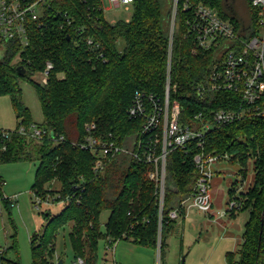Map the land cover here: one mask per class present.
<instances>
[{"label": "trees", "instance_id": "trees-1", "mask_svg": "<svg viewBox=\"0 0 264 264\" xmlns=\"http://www.w3.org/2000/svg\"><path fill=\"white\" fill-rule=\"evenodd\" d=\"M190 1L206 3L222 17L237 20L226 11L224 0ZM170 6L171 0H134L127 22L119 19L111 23L104 17L100 0H46L38 20L28 23L26 46L0 40L4 52L0 96L9 98L18 120L16 128L35 124L22 100L20 83L25 82L32 86L41 108L43 122L36 125L49 132V138L42 141L13 133L1 143L5 150L0 151V163L37 161L32 194L44 198L46 185L57 180L61 194L69 197L58 215L51 218L49 212L44 213L47 228L40 235H31L32 264H52L55 238L67 224L72 226L68 239L73 259L81 258L84 264L95 263L100 240H126L156 250L159 231L161 260L176 222L168 213L190 197L197 177L193 157L200 152L226 155L229 162L243 168L252 159L253 184L238 195L232 184L226 205L237 200L241 207L227 212L248 213L238 264H264V120L245 118L214 128L205 135L201 147L191 142L186 150L170 151L162 209L158 208L155 186L148 179L147 165L118 153L95 175L94 157L73 146L84 140L85 125L94 124L96 134H111L119 147L130 148L142 124V119L127 115L132 98L136 92L163 97L168 60L174 88L169 100L180 107V125L198 128L196 114L204 113L205 120L211 111L231 109L239 103L229 92L212 95L206 101L195 98L196 87L222 53L201 50L186 35L180 1L169 49L166 14ZM47 63L52 68L43 83L41 74ZM18 67L25 70L23 75ZM103 211L109 212L104 233L99 223ZM182 217L184 209H179ZM9 249L16 251L15 242ZM6 252L0 264H20L18 257L7 260ZM234 256L227 252L226 263L234 264Z\"/></svg>", "mask_w": 264, "mask_h": 264}, {"label": "built area", "instance_id": "built-area-1", "mask_svg": "<svg viewBox=\"0 0 264 264\" xmlns=\"http://www.w3.org/2000/svg\"><path fill=\"white\" fill-rule=\"evenodd\" d=\"M134 0H107L113 8H132ZM185 13V32L193 43L201 50L217 49L222 53L218 63L207 73L205 79L196 87L195 98L206 101L212 95L229 92L239 101L233 108H217L208 114L194 116L199 123L198 128L180 125V107L176 101H170V62L168 60L165 89L162 98L136 92L131 106L127 111L129 118L142 119L141 127L130 148L119 147L111 134H96L94 124L84 127V140L73 144L88 151L93 157L92 171L98 175L110 158L118 153L128 155L136 162L149 167L148 179L155 186L158 208H163L166 182V156L170 151L186 150L188 143L196 142L201 147L205 135L214 128L242 121L245 118L264 120V0H246L250 14L246 22L233 21L230 17H222L217 11L203 3L193 4L190 0H171L168 10L169 35L168 46L171 48L174 32L177 6ZM46 0H0V40L6 43L16 42L24 47L28 43V23L35 22L40 17L42 5ZM101 5L102 1L100 0ZM103 10V6H102ZM104 11V10H103ZM126 22L128 18L124 19ZM116 20H111L114 23ZM91 41H88L90 44ZM52 68L46 64L41 74V82H45L48 71ZM13 133L22 135L34 141L49 138V132L36 124L18 126L15 131L0 130V151L5 150L2 142L9 139ZM58 140H63L59 138ZM228 158L217 153L200 152L193 157L197 177L193 191L185 200L180 201L168 213L170 220L179 219V209H196L208 213L212 208L211 184L214 164ZM243 177V176H242ZM245 182V177L242 178ZM77 187V184H76ZM34 195V194H33ZM37 205L56 204L63 200L52 198L46 201L34 195ZM69 199V197L67 196ZM2 197L0 198V200ZM241 203L233 200L226 205V210L239 209ZM118 241V240H117ZM115 241L114 243H116ZM106 250L112 253L113 243L105 242ZM5 249H0V257ZM156 251L160 259V231L157 238ZM76 264H84L81 258ZM2 264H6L2 262ZM115 264L112 259V263Z\"/></svg>", "mask_w": 264, "mask_h": 264}, {"label": "rangeland", "instance_id": "rangeland-1", "mask_svg": "<svg viewBox=\"0 0 264 264\" xmlns=\"http://www.w3.org/2000/svg\"><path fill=\"white\" fill-rule=\"evenodd\" d=\"M101 1L107 21L129 18L131 9L113 8L107 0ZM226 3V11L238 22L247 21L250 11L246 0H226ZM204 5L208 6L206 3ZM212 9L217 11L215 8ZM3 53V49L0 48V59ZM20 88L23 104L28 108L31 120L35 124H42L41 108L32 86L22 82ZM17 123L18 120L9 98L0 96V130L13 132L16 130ZM37 167V161L0 163V190L2 192L0 249H7L5 255L7 260H15L18 257L20 264H32L29 239L32 234L40 235L47 228L48 220L44 219L43 214L49 212L51 218L58 215L68 200L67 196H63L60 192L62 189L60 183L52 180L46 185V195L43 200L59 196L63 201L52 205L42 203L39 206L36 204L37 201L31 192V187ZM241 169L244 171V183H242ZM214 170L212 179L220 180L218 191L222 192V195L212 196V202L215 212H219L218 209L222 208L224 211L226 208L224 201L232 184L235 183L237 195L245 192L253 184L252 159L247 162L245 168L237 162H229L228 158L221 159L214 164ZM218 202L221 205L220 208L217 205ZM108 216V211H103L99 215L100 230L103 233ZM218 219L211 220L202 212L194 209L188 211L184 219H177L167 237L164 255L159 262L157 251L151 248L135 245L126 240H118L113 243L112 253H109L104 240H100L94 264H111L112 259L115 264H180L182 258H184L183 264H227L226 252L235 253L234 264H238L247 211L237 212L234 218L222 215ZM71 227V224H67L59 230L54 241L55 253L52 264H58V262L76 264L68 239ZM13 242L16 244V251L9 249Z\"/></svg>", "mask_w": 264, "mask_h": 264}, {"label": "crops", "instance_id": "crops-1", "mask_svg": "<svg viewBox=\"0 0 264 264\" xmlns=\"http://www.w3.org/2000/svg\"><path fill=\"white\" fill-rule=\"evenodd\" d=\"M245 177V176H244ZM219 182H220V180H218V179H212V184H211V192H212V196H221L222 195V192H220V191H218V184H219ZM213 184H214V187H213ZM212 187H213V189H212ZM234 189H235V194L237 195V192L238 191H236V186L234 187ZM228 192V191H227ZM226 202H227V194H226V200L224 201V203L226 204ZM213 202H212V208L210 209V211L208 212V213H203L204 215H206L208 218H210L211 220H219L218 219V217H220V216H222V215H224V216H229L230 218H234L235 216H236V214H237V212H235V214L234 215H231V213H229V212H227V210H226V208L224 209V211H223V209L221 208V209H218V211L219 212H215V210H214V208H213ZM217 205H218V207L220 208L221 207V205H220V203L218 202L217 203ZM226 206V205H225ZM190 210H193V209H184V217H182V218H179V219H184L185 217H186V215H187V213H188V211H190ZM194 210H196V209H194ZM247 216H248V213H247ZM246 222V221H245ZM175 224H176V222H175ZM174 224V225H175ZM174 227V226H173ZM171 232V231H170ZM170 234V233H169ZM166 245H167V242H166ZM227 253V252H226ZM59 263V262H58Z\"/></svg>", "mask_w": 264, "mask_h": 264}, {"label": "water", "instance_id": "water-1", "mask_svg": "<svg viewBox=\"0 0 264 264\" xmlns=\"http://www.w3.org/2000/svg\"><path fill=\"white\" fill-rule=\"evenodd\" d=\"M166 16L168 17L169 14L167 13ZM17 70L19 71V74H20V75H23V74L25 73V70H24L22 67H18ZM50 136L52 137V134H50ZM263 215H264V205H263V211H262V213H261L262 221H263ZM183 262H184V258H182L180 264H183ZM58 264H61V262H59Z\"/></svg>", "mask_w": 264, "mask_h": 264}, {"label": "flooded vegetation", "instance_id": "flooded-vegetation-1", "mask_svg": "<svg viewBox=\"0 0 264 264\" xmlns=\"http://www.w3.org/2000/svg\"><path fill=\"white\" fill-rule=\"evenodd\" d=\"M224 7H225V9L227 8L226 0H224Z\"/></svg>", "mask_w": 264, "mask_h": 264}]
</instances>
